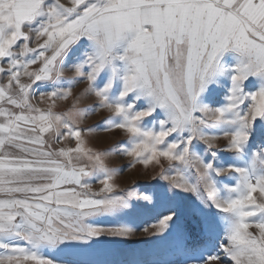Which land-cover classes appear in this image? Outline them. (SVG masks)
<instances>
[{
  "label": "snow or ice",
  "instance_id": "obj_1",
  "mask_svg": "<svg viewBox=\"0 0 264 264\" xmlns=\"http://www.w3.org/2000/svg\"><path fill=\"white\" fill-rule=\"evenodd\" d=\"M0 264H264V0H0Z\"/></svg>",
  "mask_w": 264,
  "mask_h": 264
},
{
  "label": "rangeland",
  "instance_id": "obj_2",
  "mask_svg": "<svg viewBox=\"0 0 264 264\" xmlns=\"http://www.w3.org/2000/svg\"><path fill=\"white\" fill-rule=\"evenodd\" d=\"M71 75V73H68ZM83 87V86H81ZM79 90V89H78ZM106 116L107 113H102L100 115L92 116L88 119V124H96L100 121L101 116ZM121 133H116L110 136H103L97 142H95V146L100 148H107L111 144L116 143L118 141L125 140ZM222 143V142H221ZM112 166H123L128 164V158L126 157H113L111 161ZM158 173V168L153 166H149L145 169L142 165H137L136 168H125L124 171L117 177V183L120 185L121 188L129 187V186H136L138 190H148L152 191L154 187L165 185L167 184L166 181H159L154 180L153 176ZM99 185L94 184V188H98ZM148 238L145 237L142 233H137L135 237H133L134 241H140L141 243L134 244L133 247L148 249L151 247L150 244L143 243V241L147 240Z\"/></svg>",
  "mask_w": 264,
  "mask_h": 264
}]
</instances>
